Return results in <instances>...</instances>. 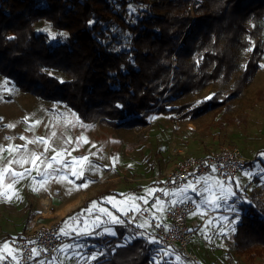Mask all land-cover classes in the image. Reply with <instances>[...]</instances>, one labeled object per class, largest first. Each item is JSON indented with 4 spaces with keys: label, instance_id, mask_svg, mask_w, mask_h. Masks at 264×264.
Wrapping results in <instances>:
<instances>
[{
    "label": "trees",
    "instance_id": "trees-1",
    "mask_svg": "<svg viewBox=\"0 0 264 264\" xmlns=\"http://www.w3.org/2000/svg\"><path fill=\"white\" fill-rule=\"evenodd\" d=\"M263 34L264 0H0V73L24 92L63 101L87 123L195 120L246 94L264 57ZM214 83L220 90L210 99L189 100ZM216 126L221 134L225 124ZM107 193L117 191L105 188L70 213ZM240 209L232 240L254 262L264 258V203L253 194ZM135 226L89 238L106 249L96 264H152L158 243ZM127 233L133 242L120 256Z\"/></svg>",
    "mask_w": 264,
    "mask_h": 264
},
{
    "label": "rangeland",
    "instance_id": "rangeland-1",
    "mask_svg": "<svg viewBox=\"0 0 264 264\" xmlns=\"http://www.w3.org/2000/svg\"><path fill=\"white\" fill-rule=\"evenodd\" d=\"M130 7L135 10L133 3ZM41 29L57 39L58 32L50 23L41 21ZM219 90V84L214 83L191 95L189 100L200 103ZM219 122L225 124L221 134L216 126ZM39 137L48 140V151L43 143H29ZM176 143L187 145L186 150L197 155L209 154L224 144L236 145L250 160L231 182L206 174L199 178V188L194 185L196 190L191 188L188 193L196 202V208L187 218L189 228L194 231L189 249L197 255L198 261L188 260L155 237L158 247L154 262H150L264 264V258L260 257L249 261L236 250L232 240L242 215L240 204L250 202L253 194L264 203V57L246 94L234 98L229 110H212L195 120L153 115L151 124L144 127L87 123L63 101L46 100L24 92L0 73V148L4 149L0 151V168L9 161H29L11 165L24 173L22 177L5 174L4 184L16 182L15 194L10 200L0 197V239L24 235L40 223H59V232L74 240L62 246L50 264H96V257L106 249L95 243V237L121 235L127 217L152 196L148 190L156 176L161 177L175 164L177 157L172 150ZM17 147V151L7 150ZM33 153L40 155L36 166L31 163ZM54 155L55 161L51 160ZM81 157H88V161L83 165L72 163ZM73 171H83V175L74 176ZM253 178L256 183L250 188L248 183ZM83 184L87 187H78ZM105 188L114 189L118 194L107 193L88 207L70 213ZM162 202L157 200L148 211L159 216L154 212L155 206ZM50 206H55V210H50ZM136 223L149 232L144 221ZM132 242L133 236L127 233L117 246L120 256L121 247ZM8 252H12L10 247L2 248L1 254ZM49 260L42 264H48Z\"/></svg>",
    "mask_w": 264,
    "mask_h": 264
},
{
    "label": "built area",
    "instance_id": "built-area-1",
    "mask_svg": "<svg viewBox=\"0 0 264 264\" xmlns=\"http://www.w3.org/2000/svg\"><path fill=\"white\" fill-rule=\"evenodd\" d=\"M172 153L177 157L173 168L161 177L156 176L157 187L151 198L147 203L142 202V207L127 217L128 222L125 225L132 228L137 221L142 220L154 237L188 260L198 261L197 255L189 249L194 231L189 228L187 220L188 214L196 208V202L186 197L173 204L174 191L190 182H196L206 174H213L226 183L231 182L250 159L239 146L229 144H224L206 155L189 153L179 148H173ZM255 183V178L251 179L248 187L251 188ZM159 199L167 204L163 217L148 211V207ZM49 208L55 210V206ZM73 240V237L59 232V223H40L24 235L0 239V246L5 242L12 249V252L1 254L0 247V264H42ZM33 249L36 251L33 252Z\"/></svg>",
    "mask_w": 264,
    "mask_h": 264
},
{
    "label": "snow or ice",
    "instance_id": "snow-or-ice-1",
    "mask_svg": "<svg viewBox=\"0 0 264 264\" xmlns=\"http://www.w3.org/2000/svg\"><path fill=\"white\" fill-rule=\"evenodd\" d=\"M249 51H251V49H248ZM210 98V97H209ZM39 123V122H37ZM9 127H14V125H9ZM53 135H55V133H53ZM84 139V142H87L86 138H82ZM36 142H39V143H43L45 144V151H48L49 148H48V140L44 137H39L37 138L36 141H29V143H36ZM19 147V146H18ZM18 147L17 148H9L7 149L8 151H17L18 150ZM4 149L0 148V151H3ZM53 152H56L55 149H52ZM63 153H56V155H62ZM56 155H54L53 157H51V160L55 161L56 160ZM37 160H40V155L38 154H35L33 153L32 154V158H31V163L36 166V161ZM85 161H88V157H81L77 160H73V164H80V165H83V163ZM29 161L28 160H15V161H9L8 164L6 166H4L3 168H0V197H6L7 199H11L12 198V195L15 194V191H14V183L16 182L15 180H13L11 183H8V184H4V179H5V174H8L10 175L11 177H22L24 175L23 172H18L16 171L15 169H13L11 167V165L13 163H17V164H25V163H28ZM63 162V161H61ZM51 163H49L47 165V167H51ZM25 171H30L29 169H25ZM37 171L39 173V169L37 168ZM72 175L74 176H82L83 175V171H80V172H76V171H73L72 172ZM66 179V177H65ZM219 183V182H218ZM78 187H87L86 184H83V185H79ZM187 188H192L193 191H195L196 189L191 185H187L186 186ZM186 189H182L181 191H184ZM155 190L153 189H149L148 192L149 194L151 195ZM229 192L231 193V189H229ZM11 193V194H10ZM166 195H169L170 193H165ZM234 194V193H233ZM145 203H147V200L145 199L144 201ZM176 201H173V204H175ZM93 207H96L95 204H93ZM162 210V209H161ZM86 211H91V209H87ZM101 211H105L104 209H101ZM115 219V218H114ZM141 227H143V225H141ZM3 249L5 250H8L9 249V244L8 243H4L2 246ZM36 250L33 249V252H35ZM14 258V257H13ZM94 258V257H93ZM0 259H2V257H0ZM177 259H179V257H177Z\"/></svg>",
    "mask_w": 264,
    "mask_h": 264
},
{
    "label": "crops",
    "instance_id": "crops-1",
    "mask_svg": "<svg viewBox=\"0 0 264 264\" xmlns=\"http://www.w3.org/2000/svg\"><path fill=\"white\" fill-rule=\"evenodd\" d=\"M176 147H174V148H179V149H185L186 150V148L188 147L187 145H185V144H180V143H176V145H175ZM186 147V148H185ZM174 166V165H173ZM171 168H173V167H170V169ZM189 184H191L192 186H194L195 185V187L196 188H199V179L196 181V182H192V183H189ZM189 184H186V185H184L183 187H181V188H179V189H177V190H175L174 191V193H173V200L174 201H180V200H182L183 198H186V197H188V193L190 192V190H191V188H187L186 186L187 185H189ZM156 187H157V183H153L151 186H150V188L151 189H153V190H155L156 189ZM182 189H186V190H184V191H181ZM152 195V194H151ZM151 198V197H150ZM149 198V199H150ZM142 203V202H141ZM152 206V205H151ZM166 206H167V204L163 201L162 203H158L156 206H155V213H158L159 214V217H163L164 215H165V210H166ZM162 209V210H161ZM156 216H158V215H156ZM61 218V217H60ZM203 221V219L200 221V222H202ZM196 223H197V225H198V227H200L201 226V223L200 222H198V221H195ZM155 239V238H154ZM155 242L157 243V240L155 239ZM55 257L56 256H54V257H52L49 261H47V262H49L48 264H50V262H53L54 260H55ZM45 264V263H44Z\"/></svg>",
    "mask_w": 264,
    "mask_h": 264
}]
</instances>
